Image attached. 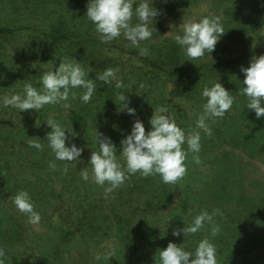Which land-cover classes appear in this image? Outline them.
Instances as JSON below:
<instances>
[{
	"label": "rangeland",
	"instance_id": "rangeland-1",
	"mask_svg": "<svg viewBox=\"0 0 264 264\" xmlns=\"http://www.w3.org/2000/svg\"><path fill=\"white\" fill-rule=\"evenodd\" d=\"M87 3L0 0V98L22 93L26 82L40 88L41 75L71 57L91 71L90 78L113 68L116 79L125 85L117 89L115 80L111 84L95 80L96 91L88 103L80 99L84 89L76 88L72 89L75 98L70 93L67 101L45 105L39 112L0 106V249L5 253L4 264H159V251L169 242L194 250L204 238L215 245L217 264H264V117L257 118L247 109V97L240 94L241 67L264 55V28L242 33L248 26L239 21L238 0H152L159 14L150 39L135 46L121 35L105 43L85 16ZM206 15L220 17L225 33L211 57L206 54L191 59L174 35L181 32L183 22ZM61 25L65 34L58 33ZM142 47L148 49L147 55H140ZM169 57L182 76L162 71H167L163 63ZM216 81L235 99L222 118L208 122L213 130L208 136L196 128V120L202 112L203 87ZM121 93L126 95L123 102ZM65 103L70 108H65ZM122 103L140 109L136 111L139 114L129 115L127 109H121ZM141 105L146 109L140 114ZM161 105L168 107L186 133H201L199 153L188 151L184 161L186 174L176 183L166 184L168 195L164 197L171 217L159 223L163 233L156 230L155 223L142 229L135 222L132 226L133 220L130 225L107 217L102 222H87L81 209L71 206L80 201V186L67 172L69 168L64 171V161L57 160L48 147L45 136L51 129L45 121L53 117L72 132L81 125L87 130L94 126L111 138L119 154L120 142L131 131L133 121L141 120L147 133L153 111ZM110 112L129 118L128 128L111 121L122 131H110L105 122L112 119L106 116ZM66 135L69 140L77 136L67 131ZM36 139L44 145L43 150L29 147V141ZM183 147L187 151V144ZM86 149L93 150L91 145ZM53 163L55 168L50 167ZM38 171L49 181L37 185L42 197L34 204L42 219L34 226L16 209L11 197L25 190L24 184H30ZM133 175L147 179L149 189L161 194L159 175ZM85 204L83 200L81 206ZM119 208L124 211L121 205ZM216 209L218 235L212 236L209 224L195 234L172 235L173 229L187 228L201 211ZM97 252L101 253L99 260L95 259Z\"/></svg>",
	"mask_w": 264,
	"mask_h": 264
},
{
	"label": "clouds",
	"instance_id": "clouds-1",
	"mask_svg": "<svg viewBox=\"0 0 264 264\" xmlns=\"http://www.w3.org/2000/svg\"><path fill=\"white\" fill-rule=\"evenodd\" d=\"M158 14L152 0H139L138 3L137 0H88L85 16L93 23L102 42H111L123 35L133 45L139 46L141 41L152 37V28ZM133 17L136 22H133ZM224 33L220 17L206 15L199 20L183 22L181 32L174 35V40L189 58L196 59L206 54L210 56ZM139 52L144 56L148 54V49L142 47ZM90 72L72 57L66 61L61 60L55 70L52 67L41 75L40 88L26 82L22 93L0 98V106H11L19 112L29 109L39 112L45 105L67 101L70 93L75 98L76 93L72 89L76 88L84 89L80 99L88 103L96 91L95 80L105 84H111L115 80L117 89L125 87L122 80L116 79V70L113 68H106L102 73L96 74L95 79L89 77ZM241 72L244 73V80L240 94L247 97L246 108L253 110L257 118L264 117V55L254 57L249 66L241 67ZM230 92L217 81L210 87H203L201 97L204 102L202 112L196 120L197 129L203 130L208 136L212 135L213 130L208 122L222 118L231 109L235 97ZM119 100L125 101L126 95L121 93ZM122 105L121 109H127L129 115H136L135 108L129 107L127 103ZM64 107L70 108V105L65 103ZM45 123L51 129L45 137L55 158L68 162L80 160L84 148L71 143L66 131L73 137L76 134L65 129L53 117H49ZM150 125L151 129L146 133L143 122L134 120L131 131L120 142L119 154L111 138L95 129L97 150L91 151L87 166L91 167V179L97 185H106V195L137 172L145 177L159 175L164 183L173 184L186 174L184 161L188 151L199 153L201 149L200 131L186 133L177 125L165 105L158 106L153 111ZM185 144L187 151L183 147ZM29 147L43 150L44 145L36 139L29 141ZM87 166L80 170L81 178L85 181L90 178ZM50 167L55 168V164H50ZM11 200L16 209L27 216L30 224H40L41 214L36 210L27 190L17 191ZM217 214L219 209L211 213L203 210L187 228L184 226L182 229H173L172 235L195 234L209 224L212 236H216L220 232L219 225L214 223V216ZM4 257L5 253L0 249V264H4ZM100 258L101 253L97 252L95 259ZM158 259L159 264H217V249L207 238L200 240L194 250L169 242L166 248L160 249Z\"/></svg>",
	"mask_w": 264,
	"mask_h": 264
},
{
	"label": "trees",
	"instance_id": "trees-1",
	"mask_svg": "<svg viewBox=\"0 0 264 264\" xmlns=\"http://www.w3.org/2000/svg\"><path fill=\"white\" fill-rule=\"evenodd\" d=\"M238 4V7H240L239 21H242L248 26V28L245 26L243 27L244 32L242 33L248 31L247 29L258 30L264 28V0H238ZM65 32V27L62 25L58 27V33L65 34ZM168 55L170 56V54ZM163 64L167 68V71L162 70L163 72L169 75L176 74L178 77L182 76L180 70H177V72L175 71L177 68L174 67L175 61L173 59L170 58L169 61H166V63ZM181 80H183V77ZM141 107L143 109L141 110L140 114L144 113L146 109V106L144 105H141ZM139 110L140 109H136L137 112H139ZM98 114L99 119H101L103 112L100 110ZM106 116H110V118H112L108 121V123L107 118L105 119L106 124H108L107 128H109L110 131H114L115 133L122 131L116 127H113L111 121L117 123L120 127L125 128V130L128 128V123L130 120L124 115L117 114L115 116L114 113L110 112V114H107ZM147 127L150 126L147 125ZM103 128L106 129V126ZM95 129L96 127L92 126L90 130H87L85 126L82 127L81 125L75 129L77 134L75 131H73V133L77 135L75 140H69L71 143H75L78 147L84 148V151L79 158L80 160L72 162L64 161L65 167L67 169L69 168L67 172L73 176V179H77V183L80 186L79 190L76 189L81 195L79 197L80 201L74 202L73 205L71 204L72 208L74 210L81 209L83 215L82 217L84 218L87 216L86 219L88 218L87 222H102L103 218L107 217L112 219L113 222H119L120 224L125 225H130V222L133 220L131 225L134 226L135 222L142 229H146V226H148L150 223L151 225H153L152 223H155L157 227H159V223H163L165 220H168L171 217L170 214H168L166 205L168 200L164 197L168 195V192L166 191L167 183H164L160 178L162 196L159 192L158 194H155L151 189H149V183L147 179L141 180L140 178H136L134 175H131L119 188L106 195L104 192V187L106 185H97L91 179L90 165L87 166L91 152H89L86 147L91 145L93 150H97L96 137H93L95 134ZM121 163H123V161H121ZM86 166L88 167L90 174V178L87 181L83 180L80 175V170ZM34 172L36 173V171ZM41 177L42 175L38 171L36 177H32L30 184L26 183V185L24 184L23 187L31 194L34 203H37L41 196L37 193L38 191L42 190V188H38L37 185H40V183H43V181H49L47 178H45V175H43L44 180ZM51 190H53L52 186ZM83 200H85L87 203V205L85 204V207L81 206ZM120 205L124 208V211L122 212L121 208H119ZM156 230L163 233V229H161V227L156 228Z\"/></svg>",
	"mask_w": 264,
	"mask_h": 264
}]
</instances>
